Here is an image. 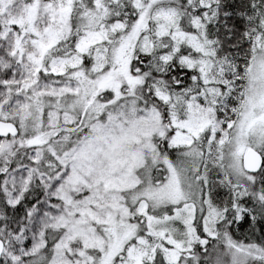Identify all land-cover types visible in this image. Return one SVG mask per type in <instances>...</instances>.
I'll list each match as a JSON object with an SVG mask.
<instances>
[{"label": "snow or ice", "instance_id": "snow-or-ice-1", "mask_svg": "<svg viewBox=\"0 0 264 264\" xmlns=\"http://www.w3.org/2000/svg\"><path fill=\"white\" fill-rule=\"evenodd\" d=\"M0 264H264V0H0Z\"/></svg>", "mask_w": 264, "mask_h": 264}]
</instances>
